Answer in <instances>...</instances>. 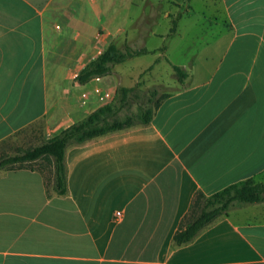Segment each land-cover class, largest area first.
Here are the masks:
<instances>
[{
  "label": "crops",
  "instance_id": "1",
  "mask_svg": "<svg viewBox=\"0 0 264 264\" xmlns=\"http://www.w3.org/2000/svg\"><path fill=\"white\" fill-rule=\"evenodd\" d=\"M202 2L219 4V61L172 78L150 124L69 145L67 195L51 163L0 165V264H264V202L174 242L196 192L264 183V0ZM160 3H145L150 17ZM120 18L88 34L82 0H0V154L15 150L0 162L20 153L16 139L40 145L121 87L112 74L76 81L125 31H113Z\"/></svg>",
  "mask_w": 264,
  "mask_h": 264
},
{
  "label": "rangeland",
  "instance_id": "2",
  "mask_svg": "<svg viewBox=\"0 0 264 264\" xmlns=\"http://www.w3.org/2000/svg\"><path fill=\"white\" fill-rule=\"evenodd\" d=\"M82 0L87 8L88 34L101 25L110 27L119 16L118 26L124 27L125 31L114 42L119 47L126 43L134 48L145 47L151 53L134 56L126 61L116 64L112 69V76L119 86H130L133 90L128 94L127 104L121 107L116 116L123 118L128 114H134L140 106L148 104L150 92L154 89L162 95L171 88L166 84L176 78L173 65H179L186 70H191L192 65L199 68L207 65L213 67L220 59L222 42L219 40L221 23H216V18L221 22V14L215 12L219 9L216 2H202V0ZM145 2H161V14L154 19L149 16V7ZM136 3V4H133ZM94 6H99L102 11V19L94 14ZM191 7V8H190ZM171 11V17L165 15ZM178 19L177 33L171 34L173 20ZM155 31L157 34H151ZM164 36H162V35ZM166 46L167 51L159 52L155 49ZM153 66V67H152ZM152 67V68H151ZM110 74V75H111ZM109 76V75H107ZM106 77V76H104ZM104 88L99 90V95L107 93ZM113 96V94H112ZM112 97L102 100L107 103ZM153 105V104H152ZM36 142H26L16 139L18 152L35 146ZM5 152L0 154V159L14 153ZM49 162L38 160L36 165L49 173Z\"/></svg>",
  "mask_w": 264,
  "mask_h": 264
},
{
  "label": "trees",
  "instance_id": "3",
  "mask_svg": "<svg viewBox=\"0 0 264 264\" xmlns=\"http://www.w3.org/2000/svg\"><path fill=\"white\" fill-rule=\"evenodd\" d=\"M177 25L178 19H174L171 34L177 31ZM161 50L163 51L165 48ZM151 52L145 47L134 48L128 43L119 47L116 42L112 41L99 56L90 61L78 73L76 81L80 84H86L94 78L110 75L114 65L134 56ZM173 70L180 82H184L189 76L188 71L179 65L174 64ZM132 90V88L125 86L118 87L110 102L99 107L84 120L69 126L60 134L49 138L40 145L25 149L15 156L4 158L0 165L8 168H20L38 160L48 161L53 166L55 192L61 196L67 195L66 150L69 145L81 144L137 124L148 125L152 121L156 109L170 95L169 93L160 95L159 91L154 89L150 92L148 104L140 106L137 112L128 114L123 118L115 117L118 110L127 104L128 94ZM259 202H264V183L256 182L253 178L231 184L212 195L198 191L192 200L188 213L182 219L174 236V242L178 246L187 244L203 230L227 216L233 207Z\"/></svg>",
  "mask_w": 264,
  "mask_h": 264
},
{
  "label": "built area",
  "instance_id": "4",
  "mask_svg": "<svg viewBox=\"0 0 264 264\" xmlns=\"http://www.w3.org/2000/svg\"><path fill=\"white\" fill-rule=\"evenodd\" d=\"M99 78V77H98ZM110 97H112V95L109 93V92H107V93H105V94H103L102 96H101V100H105V99H107V98H110ZM121 212H117L116 213V216H121Z\"/></svg>",
  "mask_w": 264,
  "mask_h": 264
}]
</instances>
